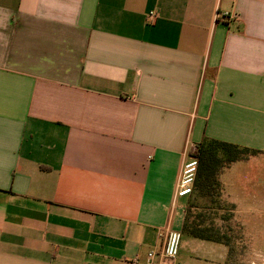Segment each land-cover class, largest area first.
<instances>
[{
    "label": "crops",
    "instance_id": "1",
    "mask_svg": "<svg viewBox=\"0 0 264 264\" xmlns=\"http://www.w3.org/2000/svg\"><path fill=\"white\" fill-rule=\"evenodd\" d=\"M204 138L262 152L220 175L256 204L264 0H0V264L145 262ZM177 264L230 249L184 236Z\"/></svg>",
    "mask_w": 264,
    "mask_h": 264
},
{
    "label": "rangeland",
    "instance_id": "2",
    "mask_svg": "<svg viewBox=\"0 0 264 264\" xmlns=\"http://www.w3.org/2000/svg\"><path fill=\"white\" fill-rule=\"evenodd\" d=\"M234 164L224 169V172L235 168ZM255 165L256 172L252 179L256 183L257 195L261 197L256 204H236L231 196L222 192V188L215 202L198 194L186 200L192 216H203L206 224L215 225L228 237L232 264H264V154L255 161ZM236 166L249 168L254 173V168Z\"/></svg>",
    "mask_w": 264,
    "mask_h": 264
},
{
    "label": "trees",
    "instance_id": "3",
    "mask_svg": "<svg viewBox=\"0 0 264 264\" xmlns=\"http://www.w3.org/2000/svg\"><path fill=\"white\" fill-rule=\"evenodd\" d=\"M259 153L262 152L225 141L204 138L196 145L195 152L192 154L199 163L192 195L198 194L202 198L215 202L221 193L220 175L224 169ZM181 232L183 237L220 243L230 247V240L219 228L213 224H206L201 215H191L190 206L186 209Z\"/></svg>",
    "mask_w": 264,
    "mask_h": 264
},
{
    "label": "built area",
    "instance_id": "4",
    "mask_svg": "<svg viewBox=\"0 0 264 264\" xmlns=\"http://www.w3.org/2000/svg\"><path fill=\"white\" fill-rule=\"evenodd\" d=\"M228 15V13L226 14ZM195 148L185 156L181 173L176 186V198L187 197L194 192V184L198 170V159L192 156ZM183 241V234L177 229H168L160 252L150 251L145 262L139 259L133 260L132 264H177Z\"/></svg>",
    "mask_w": 264,
    "mask_h": 264
}]
</instances>
